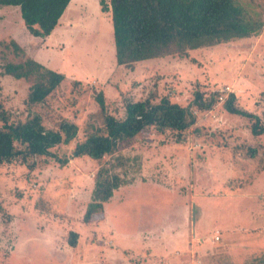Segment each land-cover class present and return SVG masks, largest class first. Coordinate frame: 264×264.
I'll use <instances>...</instances> for the list:
<instances>
[{"label":"rangeland","instance_id":"obj_1","mask_svg":"<svg viewBox=\"0 0 264 264\" xmlns=\"http://www.w3.org/2000/svg\"><path fill=\"white\" fill-rule=\"evenodd\" d=\"M95 1L72 0L59 19L71 35L68 48L60 46L64 57L57 49L53 59L56 68L63 62L64 78L43 104L28 107L29 84L0 73V105L10 120L36 111L46 127L56 128L61 118L78 126L72 141L52 148L64 165L52 156L36 159L31 170L18 161L0 164V264H255L264 256V134L253 136L250 121L228 113L223 101L233 93L239 107L261 114L264 26L257 36L128 68L115 63L111 12ZM240 1L264 22V0ZM11 39L25 57L46 47L39 41L54 42L31 36L19 8L0 6V65L23 59ZM196 90L215 91L218 99L208 110L193 107L196 122L180 141L171 130L150 127L100 159L71 156L75 143L102 125L99 91L121 118L123 97L167 95L187 105ZM99 168L124 182L103 211L84 221ZM70 230L78 233L74 246Z\"/></svg>","mask_w":264,"mask_h":264},{"label":"trees","instance_id":"obj_2","mask_svg":"<svg viewBox=\"0 0 264 264\" xmlns=\"http://www.w3.org/2000/svg\"><path fill=\"white\" fill-rule=\"evenodd\" d=\"M70 0H0V6L19 8L24 27L30 35L47 37L57 26ZM102 11L111 12L115 61L131 68L134 64L169 55H186L188 50L213 46L233 39L248 38L261 33L264 26L259 14L240 0H98ZM15 53L23 56L24 48L14 39L10 41ZM1 74L23 79L29 85L25 98L28 107L43 104L62 82L64 75L44 66L32 57L23 56L19 62H4ZM79 81H74V84ZM218 99L217 92L204 95L196 90L187 105L172 101L167 95L159 98L150 94L143 99L123 97L121 118L107 110L102 91L95 95L102 116V125L91 130L75 143L71 156L100 159L112 154L123 141H128L150 127L160 133L175 132L176 141L184 131L195 124L193 110H208ZM235 95L229 93L223 101L224 109L250 121L253 136L264 134V108L261 114L239 107ZM78 133V126L66 118L56 128L46 127L40 113L33 111L22 120H10L0 105V164L18 161L31 170L35 160L52 156L61 165L67 160L57 158L52 148L69 143ZM251 157L254 148L248 149ZM124 180L99 168L94 178L91 200L83 214L90 221L95 213L103 211L107 201ZM78 233L70 230L67 242L76 244ZM255 264H264V256Z\"/></svg>","mask_w":264,"mask_h":264},{"label":"crops","instance_id":"obj_3","mask_svg":"<svg viewBox=\"0 0 264 264\" xmlns=\"http://www.w3.org/2000/svg\"><path fill=\"white\" fill-rule=\"evenodd\" d=\"M72 0H70L69 1V3L71 2ZM95 4H96V6H99V2H98V0H96L95 1ZM68 6V5H67ZM99 8H100V6H99ZM66 9H67V7H66ZM66 9H65V11H66ZM65 11H64V13L62 14V16H61V18H63L64 16H66V14H65ZM67 21V23L69 24V25H72V24H74L72 21H70L69 19H67L66 20ZM59 23V22H58ZM57 27V28H56ZM55 28H54V30L47 36V38H49V37H52V39H54V42H55V44H56V42H57V44L59 45H54L53 46V43L54 42H48L47 40H46V43H45V40H43L44 41V43H43V41H39L38 43H40V42H42V44L43 45H46V47H42V48H44L43 50L41 49V48H38V50H35V51H33V55H32V58H34L35 60H37V61H39L40 63H42L44 66H46V67H48V68H50V69H53V70H55V71H59V72H61V69L62 68H60L62 65H63V62L61 63V61H58L59 62V64L57 65L58 67L56 68V65H54V62H53V59H54V57H57V56H59L60 54H61V50H60V46L61 47H65L66 49L68 48L67 47V45H68V41H69V39L71 38V35L67 32V30H65V27H63L64 29H62V28H60V27H58V24H57V26H56ZM66 27H68V26H66ZM32 36V35H31ZM71 43V42H70ZM42 44H41V46H42ZM70 45H72V44H70ZM113 45H114V42H113ZM22 46V45H21ZM40 46V47H41ZM47 46H48V48H47ZM57 49H59V51H60V54H58V53H55V51L57 50ZM115 49V48H114ZM25 50V49H24ZM112 52V51H111ZM65 53H66V50L65 51H62V54H64L65 55ZM61 54V57H64L63 55ZM64 59V58H63ZM150 60V59H149ZM115 63H116V61H115ZM63 68H65V66L63 65ZM72 68V67H71ZM99 68V75H102L103 74V72L106 74V70H105V67L104 66H99L98 67ZM88 70H90L89 68H88ZM87 69H85V72L86 71H88ZM89 72H91V73H93L94 71H89ZM94 75V73L90 76V77H92ZM97 75V74H96ZM98 76V75H97ZM118 221H116V223H117ZM115 223V224H116ZM118 224H120L119 222H118ZM117 225V224H116ZM115 225V226H116ZM118 227V226H117ZM117 233V232H116Z\"/></svg>","mask_w":264,"mask_h":264},{"label":"built area","instance_id":"obj_4","mask_svg":"<svg viewBox=\"0 0 264 264\" xmlns=\"http://www.w3.org/2000/svg\"><path fill=\"white\" fill-rule=\"evenodd\" d=\"M226 89H228V88H226ZM215 238H216L215 240H218V236L217 235L215 236Z\"/></svg>","mask_w":264,"mask_h":264}]
</instances>
